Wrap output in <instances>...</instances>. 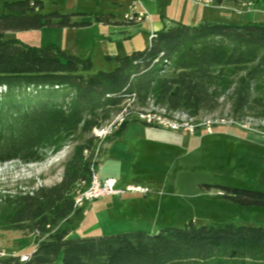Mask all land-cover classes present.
<instances>
[{
	"label": "trees",
	"instance_id": "obj_1",
	"mask_svg": "<svg viewBox=\"0 0 264 264\" xmlns=\"http://www.w3.org/2000/svg\"><path fill=\"white\" fill-rule=\"evenodd\" d=\"M225 1L216 0L218 4ZM0 15V164H40L73 146L60 182L1 199V223L43 235L80 215L76 198L91 185L102 138L95 130L113 123L108 142L151 109L197 119L228 106L235 121H264V24L173 22L150 45L106 57L111 71L94 70L91 58L60 47L31 46L8 32L80 28L81 14H43L42 0L5 2ZM122 118V119H121ZM124 118V119H123ZM115 122V123H114ZM117 122V123H116ZM82 185V187H80ZM243 206L264 207V192L217 186ZM84 190V191H83ZM65 231L42 240L30 259L2 264H264V228L165 226L93 237Z\"/></svg>",
	"mask_w": 264,
	"mask_h": 264
},
{
	"label": "rangeland",
	"instance_id": "obj_2",
	"mask_svg": "<svg viewBox=\"0 0 264 264\" xmlns=\"http://www.w3.org/2000/svg\"><path fill=\"white\" fill-rule=\"evenodd\" d=\"M16 1L21 0H0V15L4 13L5 2ZM42 1L43 14L56 11L86 13L91 17L94 15L95 22L80 28L8 32L6 38L31 46L53 44L66 48L69 53L76 44L82 53L92 49L95 72L113 69L100 53L97 40L102 36H113L120 51L128 54L133 48H147L150 32L166 22L187 24L205 20L264 24V0L225 1L222 4L216 0L204 4L207 0H201L204 5H196L197 0H142L136 12L144 13L147 18L135 24L124 21L135 0ZM113 15L122 26L129 27L130 32L113 34L108 24L98 21L100 16L114 18ZM73 20L81 19L76 15ZM135 117V114L129 117L132 121L125 131L111 142L108 139L112 134L104 136L100 135L101 129L95 130V135L103 142L97 145L94 158L97 165L94 166L98 170L100 164V175L115 178L121 190L140 186L150 192H127L91 201L82 207L80 215H72L69 221L60 222L43 235L19 230L1 223L0 219L2 259L18 257L21 261L32 255L50 234L63 231L70 238H85L138 231L154 233L165 226L182 227L190 222L198 226L264 228V207L233 203L225 199L217 187L264 192V121H235L229 116L228 106L197 119L180 113L172 116L158 109L140 116L148 122L159 123V127L136 123ZM72 149L73 146L66 147L40 164H0V213L4 196L60 182L64 163Z\"/></svg>",
	"mask_w": 264,
	"mask_h": 264
},
{
	"label": "built area",
	"instance_id": "obj_3",
	"mask_svg": "<svg viewBox=\"0 0 264 264\" xmlns=\"http://www.w3.org/2000/svg\"><path fill=\"white\" fill-rule=\"evenodd\" d=\"M142 0H135L132 4V6H130V10L131 13H128L124 16V21L126 23H137V22H141L144 19L147 18V15H145L144 13H137L136 9L138 7L139 4H141ZM211 2V0H207L205 1L204 4H209ZM196 5H204L201 4V0H197ZM153 36V34H152ZM151 36V38H152ZM159 124V123H158ZM114 131V130H113ZM96 181H103V188H96ZM82 187V185L80 186ZM137 193V194H147L149 193V189L146 187H134V186H129L127 187L126 190H121L118 188V181L113 178V177H107L104 178L100 175V171L99 169L96 170V176H95V181H93V183L91 185H89V187H86V194H79V197H77V202L79 205V208H82L85 204L91 202V201H95L98 200L100 198H103L105 196H120L124 193ZM31 256V255H30ZM30 256H25L22 258V262L24 261H28L30 259ZM2 260L1 258V254H0V261ZM2 264V263H0Z\"/></svg>",
	"mask_w": 264,
	"mask_h": 264
},
{
	"label": "crops",
	"instance_id": "obj_4",
	"mask_svg": "<svg viewBox=\"0 0 264 264\" xmlns=\"http://www.w3.org/2000/svg\"><path fill=\"white\" fill-rule=\"evenodd\" d=\"M67 14H81L80 15V19L81 20H78V21H75V22H83V23H87L88 26L90 25H93V23L95 22L94 21V15L93 17H91L90 14H86V13H75V12H72V13H67ZM90 15V16H89ZM96 16V15H95ZM114 18H110V17H104V16H100V20L99 22L100 23H103V24H108L109 25V28L111 29V33H115L116 31L118 32H130L129 31V27H124L120 24V22H118L115 18V16L113 15ZM103 18H105V22H103ZM146 20V19H145ZM74 21V20H73ZM202 21H205V20H201V21H194L193 22H190V23H187L188 25H196ZM143 22V21H141ZM175 22V21H174ZM177 22V21H176ZM137 23H140V22H137ZM181 23H184V22H181ZM135 24V23H133ZM171 22H166V23H163L162 25L160 26H157L155 27V29L150 32V35H149V40L151 41V34H154L155 32L163 29L165 26H168L170 25ZM186 24V23H184ZM85 27V26H84ZM121 29H124V30H121ZM97 44L100 48V53L102 54V58L104 59V61L107 63V64H110L107 60H106V57H113V56H116V55H127V54H123L121 51H120V48H119V43L115 42L114 39H113V36H109V35H106V36H102L100 39L97 40ZM60 47V46H59ZM61 48V47H60ZM63 50H65L67 53L68 50L66 48H61ZM135 48L132 49V51H134ZM72 52L69 53L71 55H75V56H78L80 58H91L92 59V49H89V50H84L85 52H81V49H80V46H78L77 44L74 46V50H71ZM82 53V54H81ZM131 52H129L128 54H130ZM100 162H101V159H100ZM98 169L99 171L101 170V166L100 164L98 165ZM101 174V173H100Z\"/></svg>",
	"mask_w": 264,
	"mask_h": 264
},
{
	"label": "bare ground",
	"instance_id": "obj_5",
	"mask_svg": "<svg viewBox=\"0 0 264 264\" xmlns=\"http://www.w3.org/2000/svg\"><path fill=\"white\" fill-rule=\"evenodd\" d=\"M122 119V118H121ZM124 119V118H123ZM115 123V122H114ZM117 123V122H116ZM173 127L175 129H177L176 125H173ZM113 130H115V127H114V124H110L109 127L107 128H102L100 131H101V134L100 135H104V136H108L110 134H113ZM96 168L95 166L93 165L92 166V181H91V184L93 183V181H95V176H96ZM96 188H103V181H96ZM84 191V190H83ZM82 194H86V191ZM79 197V196H78ZM75 206L76 207H79L78 205V202H77V198H76V201H75Z\"/></svg>",
	"mask_w": 264,
	"mask_h": 264
},
{
	"label": "water",
	"instance_id": "obj_6",
	"mask_svg": "<svg viewBox=\"0 0 264 264\" xmlns=\"http://www.w3.org/2000/svg\"><path fill=\"white\" fill-rule=\"evenodd\" d=\"M100 19H98V21H99Z\"/></svg>",
	"mask_w": 264,
	"mask_h": 264
}]
</instances>
